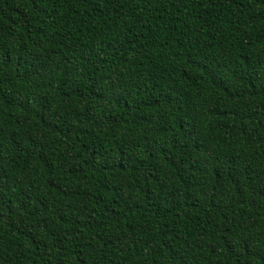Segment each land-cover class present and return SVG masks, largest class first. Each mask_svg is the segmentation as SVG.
<instances>
[{
  "label": "trees",
  "instance_id": "16d2710c",
  "mask_svg": "<svg viewBox=\"0 0 264 264\" xmlns=\"http://www.w3.org/2000/svg\"><path fill=\"white\" fill-rule=\"evenodd\" d=\"M0 264H264V0H0Z\"/></svg>",
  "mask_w": 264,
  "mask_h": 264
}]
</instances>
